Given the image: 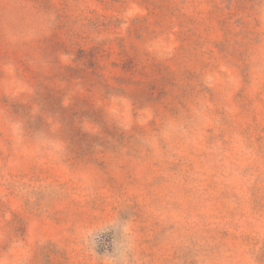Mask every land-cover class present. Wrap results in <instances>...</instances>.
Segmentation results:
<instances>
[{"label": "rangeland", "instance_id": "obj_1", "mask_svg": "<svg viewBox=\"0 0 264 264\" xmlns=\"http://www.w3.org/2000/svg\"><path fill=\"white\" fill-rule=\"evenodd\" d=\"M129 240L264 264V0H0V264Z\"/></svg>", "mask_w": 264, "mask_h": 264}, {"label": "clouds", "instance_id": "obj_2", "mask_svg": "<svg viewBox=\"0 0 264 264\" xmlns=\"http://www.w3.org/2000/svg\"><path fill=\"white\" fill-rule=\"evenodd\" d=\"M129 229L127 227L123 228V232L127 233ZM90 236L95 234L90 233ZM94 243V241H90ZM132 242L131 240L127 241L126 243H115L114 242V252L115 256H112L108 260V264H127L128 261V254L132 250Z\"/></svg>", "mask_w": 264, "mask_h": 264}]
</instances>
